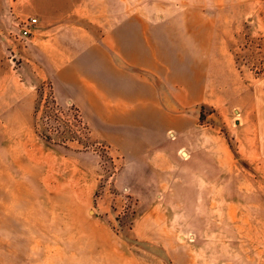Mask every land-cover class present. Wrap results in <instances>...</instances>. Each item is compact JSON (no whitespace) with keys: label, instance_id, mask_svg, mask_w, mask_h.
<instances>
[{"label":"rangeland","instance_id":"1","mask_svg":"<svg viewBox=\"0 0 264 264\" xmlns=\"http://www.w3.org/2000/svg\"><path fill=\"white\" fill-rule=\"evenodd\" d=\"M198 2L220 9L224 107L202 113L200 135L219 138L227 175L184 158L205 140L173 168L126 158L43 79L51 63L21 37L42 16L72 50L129 12ZM0 264H264V0H0Z\"/></svg>","mask_w":264,"mask_h":264},{"label":"crops","instance_id":"2","mask_svg":"<svg viewBox=\"0 0 264 264\" xmlns=\"http://www.w3.org/2000/svg\"><path fill=\"white\" fill-rule=\"evenodd\" d=\"M220 18V9L203 2L163 15L132 11L98 31L82 33L70 50L60 45L63 34L54 32L59 26L52 22L49 29L41 16L30 48L44 52L51 63L43 79L126 158L148 159L167 169L185 153L196 164L212 160V167H195L197 173L227 175L233 167L224 166L229 156L219 151V138L200 135L202 113L211 116L224 107L215 75ZM204 140L205 149L184 152Z\"/></svg>","mask_w":264,"mask_h":264},{"label":"built area","instance_id":"3","mask_svg":"<svg viewBox=\"0 0 264 264\" xmlns=\"http://www.w3.org/2000/svg\"><path fill=\"white\" fill-rule=\"evenodd\" d=\"M37 22L38 19L36 17L29 18L22 27L21 37L29 38Z\"/></svg>","mask_w":264,"mask_h":264}]
</instances>
